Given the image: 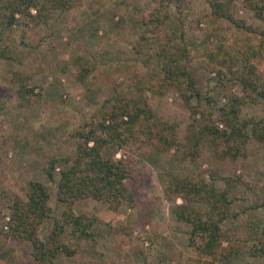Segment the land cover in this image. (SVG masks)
<instances>
[{
    "label": "trees",
    "instance_id": "trees-1",
    "mask_svg": "<svg viewBox=\"0 0 264 264\" xmlns=\"http://www.w3.org/2000/svg\"><path fill=\"white\" fill-rule=\"evenodd\" d=\"M154 1L150 8H131L132 25L138 26L139 32L128 46L134 65L137 61L145 69L143 76L157 78L148 81L147 89L158 94L171 88L178 91L190 120L186 134L180 141L179 123L159 116L146 95L116 93L114 98H105L94 113L96 121L84 122L69 133L78 140L75 151L51 154L45 162L46 180L55 186L56 199L64 205L60 215H52L49 187L30 180L25 198L10 203L8 220L0 224V235L29 243L37 264H56L59 255L70 258L95 253L99 219L95 214L76 213V201H102L112 211L135 202V190L126 183L132 179L131 159L106 155L108 146L123 150L146 147L150 155L173 151L178 160L181 150L182 158L194 160L206 147L217 160L235 161L246 155L249 141L264 145V112L258 118L239 120L245 104L264 102V0H242V5L263 23L262 28L233 17L229 12L233 0H204L210 13L206 36L198 40L187 35L181 17L183 0ZM74 6L73 0H8L7 13L1 14L5 20H0V32L18 20L16 14L23 21L40 24L47 22L45 12L49 8L66 12ZM222 19L244 33L242 42L222 31ZM0 58L10 55L1 49ZM91 71L92 67L82 66L72 81L90 90ZM12 79L25 95L40 98L42 87L35 91L36 85L27 84L30 73L14 71ZM240 180L239 174L220 177L190 172L183 177L167 176L164 196L173 203L175 220L189 226L186 245L195 251L184 264H228L248 242L247 255L264 259V223L250 230L243 241L232 238L229 228L224 227L235 222L244 209L264 210V201L244 206L242 211L235 208L242 199L235 190ZM176 198L181 202L175 203ZM49 219L50 228L41 235L40 229Z\"/></svg>",
    "mask_w": 264,
    "mask_h": 264
},
{
    "label": "rangeland",
    "instance_id": "rangeland-1",
    "mask_svg": "<svg viewBox=\"0 0 264 264\" xmlns=\"http://www.w3.org/2000/svg\"><path fill=\"white\" fill-rule=\"evenodd\" d=\"M8 0H0L1 15L7 13ZM69 11L49 8L47 22L34 24L19 19L0 32V50L10 58H0V224L8 220L9 205L14 199H24L30 180L44 182L49 187V206L58 217L63 204L58 202L55 186L46 180L43 168L49 155L72 154L77 139L70 138L74 127L96 121V113L107 97L118 95L149 98L156 113L179 123L178 137L182 141L190 122L188 111L175 88L158 94L147 89L144 68L133 60L129 44L135 40L139 28L131 21V8H150L154 0H73ZM182 20L189 37L205 38L210 9L204 0H183ZM34 13V10H32ZM233 17L245 19L253 27L263 23L252 10L233 0L229 6ZM139 16V15H138ZM223 32L230 33L239 42L244 33L229 21H220ZM8 48V49H6ZM153 49V48H152ZM79 56L82 59H79ZM82 66L92 67L89 78L92 88L75 84L72 80ZM66 67V69H63ZM64 70V71H63ZM14 71L30 73L28 85H36L40 98L25 95L18 82L12 79ZM142 75V76H141ZM201 76V75H200ZM156 81V77L153 78ZM137 84V85H135ZM115 88V90L112 89ZM143 89L142 92L139 90ZM114 91V92H113ZM264 102L247 103L239 120L262 116ZM183 144V143H182ZM246 155L232 161L217 160L204 147L194 159H176L173 151L150 155L146 147L127 150L108 146L106 155L131 159L132 179L126 182L135 190L131 207L123 204L112 211L107 204L93 199L74 203L76 213L97 215V242L92 255L73 257L59 255L56 264H184L195 254L186 245L189 226L179 223L171 213L172 202L165 198L163 189L168 175L183 177L190 172L215 176L241 175L235 190L242 197L235 205L239 211L264 201V145L256 141L246 144ZM221 187L224 182L218 181ZM181 199L176 198L175 203ZM52 219L43 223L41 235L47 233ZM264 210H245L235 222H229L232 238L247 239L250 230L262 226ZM226 244V242H224ZM249 244V242H248ZM246 248L228 264H264L261 257H249ZM188 260H187V259ZM0 264H37L30 254L27 241L0 235ZM218 264V263H211Z\"/></svg>",
    "mask_w": 264,
    "mask_h": 264
}]
</instances>
